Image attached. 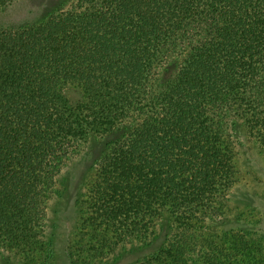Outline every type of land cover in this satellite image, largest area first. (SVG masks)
<instances>
[{"label":"trees","instance_id":"1","mask_svg":"<svg viewBox=\"0 0 264 264\" xmlns=\"http://www.w3.org/2000/svg\"><path fill=\"white\" fill-rule=\"evenodd\" d=\"M13 1L0 0V11ZM262 51L264 0H61L0 24V251L19 264H56L49 207L65 161L130 117L80 200L70 264H104L138 243L148 252L135 264L244 263V233L231 244L211 234L237 180L227 121L244 118L264 150ZM134 83L137 103L123 92ZM118 100L129 105L107 127L73 130L89 103L111 102L113 115ZM176 127L183 135L169 140Z\"/></svg>","mask_w":264,"mask_h":264},{"label":"rangeland","instance_id":"2","mask_svg":"<svg viewBox=\"0 0 264 264\" xmlns=\"http://www.w3.org/2000/svg\"><path fill=\"white\" fill-rule=\"evenodd\" d=\"M60 1L14 0L7 8L0 11V24L22 22L29 17L42 13ZM260 56L264 58V51L258 55V57ZM139 90H141L140 86L134 83L130 89H124V96H128L129 91L131 97V101H129L137 103L136 101L141 100ZM67 92L73 101L83 97L82 89L75 85L70 86ZM110 104L111 102L102 101L97 106L92 103L86 105L85 107L90 111V117L85 121H79V124L75 122L73 130L78 131V134L80 132L85 134L87 125L95 129L105 128L115 116L122 115L129 105H126V100L116 101L113 115H110L108 113ZM157 110L160 108L155 107L154 112ZM179 113L180 111L177 110L176 116H179ZM125 118L127 119L123 121L120 130L105 135L95 133L89 137L85 143H82L70 154L63 165L58 183L62 192L56 196L54 203L50 205L48 220L49 233L56 243L54 256L56 264H70L67 249L79 222L80 200L87 190V184L91 180L94 167L104 155L108 143L121 137L133 125V118ZM174 121L177 122V118L174 117ZM227 123L228 135L231 136L235 145L234 160L237 180L233 187L227 191L225 198L227 211L225 214L218 215L215 220L214 232L211 235H213L215 243H221L225 239L231 244L234 240L233 233L239 231L244 233L242 235L245 236V241L250 249L245 250V254H243L245 262L242 264H264V150L255 135L249 131L250 128L246 125L244 118L234 117ZM173 134L167 138L173 141L180 139L183 135L182 129L176 127ZM140 173V170L139 172L135 171L137 176ZM168 214L167 212L162 216L163 227H157L158 237L161 239L164 234H168L170 231L171 216ZM175 221L177 219L174 220V223ZM224 231L230 233L228 238L224 236ZM145 249L146 246L143 244H127L112 254L104 264H135L148 252H145ZM7 254L9 255L7 252L0 251V264H19L16 257L11 260ZM237 258L240 260L241 255L237 254Z\"/></svg>","mask_w":264,"mask_h":264}]
</instances>
